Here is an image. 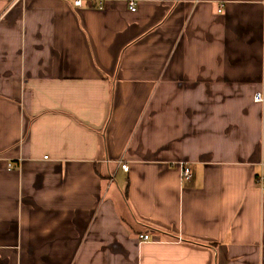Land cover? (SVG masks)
Here are the masks:
<instances>
[{
	"label": "crops",
	"instance_id": "1",
	"mask_svg": "<svg viewBox=\"0 0 264 264\" xmlns=\"http://www.w3.org/2000/svg\"><path fill=\"white\" fill-rule=\"evenodd\" d=\"M75 1L0 0V264H264V0Z\"/></svg>",
	"mask_w": 264,
	"mask_h": 264
},
{
	"label": "built area",
	"instance_id": "2",
	"mask_svg": "<svg viewBox=\"0 0 264 264\" xmlns=\"http://www.w3.org/2000/svg\"><path fill=\"white\" fill-rule=\"evenodd\" d=\"M15 1H21V0H15ZM81 0H76L75 1V5L77 6H81ZM130 9L132 11H136L137 7H136V2L134 1H130ZM219 11H222V8L219 9ZM255 99L256 101H259V102H262L264 99L263 97L261 96V94H256L255 95ZM122 168L126 171L129 170V165L127 163H122ZM182 175H183V178L184 179H191L192 178V171L189 167H184L182 169ZM258 183L264 187V175H261L259 178H258ZM140 239V241H151V238H150V235H140L138 237Z\"/></svg>",
	"mask_w": 264,
	"mask_h": 264
}]
</instances>
